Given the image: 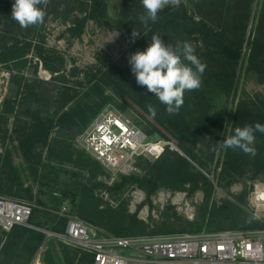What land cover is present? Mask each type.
I'll return each mask as SVG.
<instances>
[{"label": "rangeland", "instance_id": "obj_1", "mask_svg": "<svg viewBox=\"0 0 264 264\" xmlns=\"http://www.w3.org/2000/svg\"><path fill=\"white\" fill-rule=\"evenodd\" d=\"M106 1L104 22L89 20L83 36L73 39L67 30L77 18L74 16L83 15L76 0L49 1L42 5L46 12L44 23L28 28H22L12 18L14 0H0V49L7 45L20 48L24 53L21 62L0 64V194L13 195L51 210H58L68 201L74 215L81 216L84 210L85 219L108 234L115 228L136 236L191 233L194 231L187 222L197 221L203 228L195 233L209 232L211 222L234 231L264 230V222L255 217L249 203L254 187L264 184L262 142L255 137L254 156L239 149H235V156L233 149L219 147L220 141L234 134V126L225 124L220 132H212L199 141L193 149L194 160L188 157L180 139L157 120L160 112H166L165 105L139 86L130 70L129 54L145 48L132 42L126 31L110 28L125 17L144 14L141 0ZM238 1L180 0L178 5L170 3L166 7L184 5L193 20L210 25L213 17L206 15L212 8L218 7L228 15ZM243 1L250 19L242 57L234 73L225 81L214 80L212 76L219 68L203 51L201 42H192V46L200 49L197 57L205 65L202 86L185 92L178 114L185 113L194 119L224 109L233 113L246 108L264 115V71L254 68L248 49L250 41L264 38V0ZM66 6L71 10L68 17L61 14ZM221 19L229 31L233 17ZM70 99H74L73 102L61 110ZM148 103L155 107V116L149 112ZM71 105L81 114V120L88 119L83 129H66L63 127L66 123L61 124L62 113ZM106 113L128 121L147 135V141L164 140L175 144L179 149L176 153L212 186L206 220L201 218L206 200L202 183L191 192V183L182 182L187 180L186 176L179 177L170 169L165 181L158 183L156 192L149 196L147 189L140 187L139 179L150 177L151 165L156 160L138 158L133 170L122 174L107 169L76 147L80 134ZM37 117L51 121L52 128L48 140L33 147L41 156L40 164L34 166L25 158L30 148L21 147V142L28 124L34 123ZM52 148L58 150V158L49 159ZM139 159L143 160L139 162ZM228 162H235L231 175L225 172ZM9 191L12 194H7ZM44 213L35 216V222L42 226L34 225L54 231L51 228L57 217ZM224 215L231 221H221ZM60 245L53 243L54 260L56 264H66ZM49 248L41 257L42 264ZM80 258L78 255L74 264Z\"/></svg>", "mask_w": 264, "mask_h": 264}, {"label": "trees", "instance_id": "obj_2", "mask_svg": "<svg viewBox=\"0 0 264 264\" xmlns=\"http://www.w3.org/2000/svg\"><path fill=\"white\" fill-rule=\"evenodd\" d=\"M54 2L56 0H49ZM64 1V0H58ZM87 1V3H86ZM77 4L82 8L81 16L77 17L72 21V26L68 28L67 32L70 38L80 39L85 31V27L89 20H96L98 23H103L105 17L107 16V1L106 0H83L77 1ZM243 0H239L238 4L231 7L230 13L227 15L225 11L220 8H212L210 13L206 17H213L209 22L210 25L196 22L189 15L187 8L184 5L176 7H166L158 13V20L155 23L149 22L148 26L145 27L139 20V16L125 17L124 19L118 21L115 26L110 28L118 31H126L132 40V32L135 29L140 33V36L135 39L134 42L146 49L148 44L151 42V37L153 33L161 35V38L167 44L176 46L178 42H201L203 45V51H206L208 56H211L215 66L219 68V71H215L212 76L216 81H225L229 79L230 73L233 74L237 64L242 57L243 45L245 42V36L247 32V23L250 19V12ZM42 7V5H40ZM69 8L66 6V10L61 13L64 17H68ZM57 12V10H55ZM221 17H233L231 25L228 29L222 22ZM215 19V21H214ZM213 26V29L210 27ZM195 49V55L198 56L197 52L200 49L197 46H193ZM249 49V61L254 65V68L258 71H264V38L254 39L248 44ZM24 53L21 52L20 48H13L4 45L0 49V64L7 63L9 61H23ZM74 99H70L63 106V110L68 106ZM74 106H70L61 115V124L66 129H72V127H79L83 129L87 124V120H81V114L78 111L73 110ZM163 110V109H162ZM161 117H158V121L163 127H166L173 136L177 137L181 141V147L184 149L185 154L194 160L193 149L196 145L204 139V137L212 132H220L225 124H232L234 129L236 127H243L244 125H255L260 123L264 125V115L249 111L248 109L240 108L235 112L227 111L226 109L221 110L211 116L200 115L197 118H192L185 113H179L176 115H169L163 110ZM33 116V115H32ZM83 121V122H80ZM29 129L26 131V135L21 142V147L27 148L25 153V158L28 162L34 166H38L41 162V156L36 154L33 147L38 143H45L48 140V134L50 128H52L51 121H44L37 117L34 123L28 124ZM255 137H257L262 142V147L264 148V133L259 131L255 132ZM57 142H54L56 144ZM58 151V150H57ZM56 148H52L49 153L50 158H58L59 153H57ZM233 151L236 156L237 153ZM231 158L233 154L231 152ZM143 159H139V162ZM233 164L235 162H228V167L225 172L229 175L232 174ZM179 167V169H178ZM172 169L175 171V175L179 177H185L187 180H182V182H189L192 185L193 192L199 184L205 185L206 200L203 205V220H206V215L208 213V202L210 199L212 186L206 178L201 174L195 173L191 165L186 162L185 159L180 157L176 152L167 151L161 158L155 161L151 165V172L149 178L139 179V185L141 188L147 189L148 195H152L156 192L159 184L165 181V176L168 175V171ZM7 194H12L9 191ZM0 195H3L2 193ZM6 196V195H3ZM15 199L21 200L22 198L7 196ZM24 200V199H22ZM74 211V210H73ZM84 212V210H83ZM81 212L79 216L82 220L91 223L85 219L86 214ZM44 214V212L36 211L31 223L38 226H42L39 222H35V216ZM222 216L221 221H231L230 217ZM53 217V216H52ZM55 218V217H54ZM191 227V233L202 230L203 226L197 222H187ZM52 230L56 232H63L66 226V220H55L53 221ZM95 225V224H93ZM97 226V225H95ZM99 227V226H97ZM101 228V227H100ZM103 229V228H102ZM135 229V228H133ZM229 228L218 227L212 222L207 231L216 232L219 230H225ZM234 230V229H229ZM110 235L117 237H134L136 235H130L129 231H119L116 228L111 229ZM157 232H154V234ZM144 236V235H143ZM155 236V235H149ZM44 242V235L41 232L31 230L25 227H15L7 237V241L2 249L0 255V264H29L33 255L38 251L39 247ZM55 241H50L47 247H50L46 252L43 262L45 264H56L54 260V253L52 252L53 243ZM62 249V255L64 257L66 264H74L78 255H81L79 262L77 264H94L93 257L90 254L81 252L79 250L69 248L68 246L60 245Z\"/></svg>", "mask_w": 264, "mask_h": 264}, {"label": "built area", "instance_id": "obj_3", "mask_svg": "<svg viewBox=\"0 0 264 264\" xmlns=\"http://www.w3.org/2000/svg\"><path fill=\"white\" fill-rule=\"evenodd\" d=\"M147 140V135L128 121L106 113L80 134L76 147L107 169L122 174L130 173L138 158L155 161L167 151H179L169 141ZM249 203L255 217L264 222V184L254 187ZM36 211L65 219V230L48 231L35 226L31 220ZM15 227L45 236L32 264L41 260L50 241L90 254L94 264H264V230L117 237L74 215L68 201L58 210H51L32 201L0 195V252Z\"/></svg>", "mask_w": 264, "mask_h": 264}, {"label": "clouds", "instance_id": "obj_4", "mask_svg": "<svg viewBox=\"0 0 264 264\" xmlns=\"http://www.w3.org/2000/svg\"><path fill=\"white\" fill-rule=\"evenodd\" d=\"M49 0H14L11 16L22 27L44 23L46 12L40 5H47ZM145 10L139 16L140 22L147 27L149 22L158 20V13L170 3L176 5L180 0H141ZM118 35V34H117ZM132 42L140 36L133 29ZM114 39V38H113ZM187 62V63H186ZM130 70L136 83L146 88L159 102L165 105L169 115L178 114L184 103V94L198 90L202 86L205 65L195 55L193 46L185 41L176 46L165 43L160 34L153 33L151 42L143 51L137 50L128 56ZM149 112L155 116L156 109L148 103ZM264 133V125H244L236 127L234 134L219 143L220 148L239 149L244 154L254 156L256 149L255 132Z\"/></svg>", "mask_w": 264, "mask_h": 264}, {"label": "bare ground", "instance_id": "obj_5", "mask_svg": "<svg viewBox=\"0 0 264 264\" xmlns=\"http://www.w3.org/2000/svg\"><path fill=\"white\" fill-rule=\"evenodd\" d=\"M40 263L42 264L41 260H36L35 261V264H40Z\"/></svg>", "mask_w": 264, "mask_h": 264}]
</instances>
